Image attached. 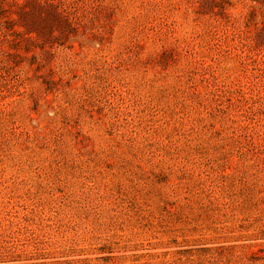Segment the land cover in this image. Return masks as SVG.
<instances>
[{
	"label": "rangeland",
	"instance_id": "374dc122",
	"mask_svg": "<svg viewBox=\"0 0 264 264\" xmlns=\"http://www.w3.org/2000/svg\"><path fill=\"white\" fill-rule=\"evenodd\" d=\"M0 264H264V0H0Z\"/></svg>",
	"mask_w": 264,
	"mask_h": 264
}]
</instances>
